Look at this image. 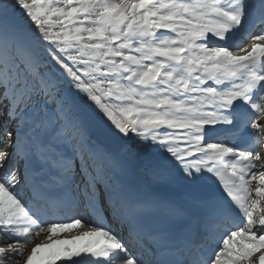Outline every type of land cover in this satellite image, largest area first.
Listing matches in <instances>:
<instances>
[{
    "label": "snow or ice",
    "instance_id": "6c2138e0",
    "mask_svg": "<svg viewBox=\"0 0 264 264\" xmlns=\"http://www.w3.org/2000/svg\"><path fill=\"white\" fill-rule=\"evenodd\" d=\"M0 236V264H264V0H0Z\"/></svg>",
    "mask_w": 264,
    "mask_h": 264
},
{
    "label": "bare ground",
    "instance_id": "6f19581e",
    "mask_svg": "<svg viewBox=\"0 0 264 264\" xmlns=\"http://www.w3.org/2000/svg\"><path fill=\"white\" fill-rule=\"evenodd\" d=\"M79 229H72V230H70V231H64V232H57L56 233V235L55 236H53V238H60V239H62L63 237H66V238H68V237H71L72 235H74V234H79ZM63 236V237H62ZM40 237H42V240L40 241V242H47L48 240L46 239V236H45V234L44 233H41V235L40 236H36V237H34L33 239H32V241L31 242H35V243H37L36 241H37V239H39ZM33 246H31L30 245V242H29V244L27 245V248H28V251H27V253H29V250H30V248H32ZM82 264H84V261H82Z\"/></svg>",
    "mask_w": 264,
    "mask_h": 264
},
{
    "label": "rangeland",
    "instance_id": "374dc122",
    "mask_svg": "<svg viewBox=\"0 0 264 264\" xmlns=\"http://www.w3.org/2000/svg\"><path fill=\"white\" fill-rule=\"evenodd\" d=\"M0 239H7V237H3V236H0ZM42 240V237H40L39 239H37V243H42V242H40V241ZM8 242H12L11 240H9ZM37 243H35V242H30V245L31 246H35V244H37ZM29 244V243H28ZM27 244V245H28ZM0 246H6V245H0ZM27 251H28V248H27ZM30 251H31V248H30V250H29V253H30ZM28 253L26 252L25 253V256L27 255ZM7 264H17V262H16V260H14V259H9L8 261H7Z\"/></svg>",
    "mask_w": 264,
    "mask_h": 264
}]
</instances>
